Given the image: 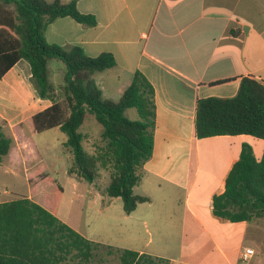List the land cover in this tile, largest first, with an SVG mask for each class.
<instances>
[{"label":"crops","instance_id":"0c3cea01","mask_svg":"<svg viewBox=\"0 0 264 264\" xmlns=\"http://www.w3.org/2000/svg\"><path fill=\"white\" fill-rule=\"evenodd\" d=\"M77 7L94 15L97 26L87 28L70 17L60 18L47 28V42L79 46L90 57L112 54L116 66L95 77L103 93L118 99L140 71L154 87L156 104L153 156L134 188V193L141 189L137 195L149 202L139 204L129 215L122 204L118 223L121 198L101 192L106 198L103 212L123 244L109 236L87 239L163 258L169 264H264L260 240L264 215L231 222L213 212V199L225 191L243 145L261 159L264 140L252 136L247 140L246 135L197 139L194 135L198 99L234 97L245 77L264 84V0H77ZM48 69L50 82L60 88L64 81L60 61L51 60ZM31 78L29 63L20 60L0 79V126L13 139L9 154L0 161V176L15 177L22 172L15 167L24 166L28 183L37 167L47 173L34 144L37 134L23 123L52 105L39 97ZM66 141L67 136L62 144L73 163ZM29 154L35 157L31 162ZM70 176L76 180L75 187L84 180ZM3 197L0 194V203L6 202ZM21 197L34 199L31 188ZM68 221L64 223L75 230ZM142 226L147 227L148 240L141 236ZM244 247L256 252L248 262L240 259Z\"/></svg>","mask_w":264,"mask_h":264},{"label":"trees","instance_id":"16d2710c","mask_svg":"<svg viewBox=\"0 0 264 264\" xmlns=\"http://www.w3.org/2000/svg\"><path fill=\"white\" fill-rule=\"evenodd\" d=\"M70 17L87 28L97 26L92 14L81 13L77 0H0V79L25 60L31 68V81L42 99L52 105L29 118L23 126L32 134L59 128L66 136L65 148L72 154L68 170L90 184L100 178L99 169L110 172L104 193L121 198L129 215L149 198L134 193L144 175V166L153 156L156 127L155 90L140 72L118 99L106 96L96 75L116 66L115 57L103 53L90 57L79 46L49 44L45 33L57 19ZM51 60L64 64V85L57 89L49 80ZM135 109L137 120L126 112ZM92 115L102 126L101 145L94 153L84 147L80 128ZM194 135L197 139L217 136H252L264 140V84L249 77L241 80L234 97L197 100ZM13 139L0 126V161L11 150ZM41 182H57L37 167ZM19 197L0 203V264H89L94 248L102 245L82 236L57 217L64 188L58 184L56 200L36 202ZM216 216L231 222L251 221L264 215V152L256 158L253 149L243 145L239 159L226 179L225 191L213 199ZM121 264H169L168 260L146 253L108 247Z\"/></svg>","mask_w":264,"mask_h":264},{"label":"rangeland","instance_id":"374dc122","mask_svg":"<svg viewBox=\"0 0 264 264\" xmlns=\"http://www.w3.org/2000/svg\"><path fill=\"white\" fill-rule=\"evenodd\" d=\"M60 65L63 69L60 76L63 78L65 74V66L62 62H60ZM62 84L64 85L63 80L61 81V85ZM126 115L131 120L138 119V114L135 109L128 110ZM102 130V126L96 121L94 116L88 115L86 117L85 123L80 128V131L84 134L85 139L83 144L87 152L92 154L96 151L97 147L101 145ZM33 138L36 148L44 158L43 164L45 165V172L50 174V176L57 181L56 183L41 182V180L34 175L31 177L29 176L34 185L36 202L41 204L42 201L47 200L54 203L56 200L55 190L57 185L60 184L64 188L57 212V217L61 219V221L70 222L68 220H71V223L75 225V230L85 238L95 239L99 236L103 238L109 236V240H113L112 242L119 244L122 243L117 235L118 232L113 227V221L108 218L107 214L104 213L102 209L106 198L102 196L101 192L105 191L107 183L110 180V172L108 170L99 169L100 178L95 183L97 189L94 185L85 180L75 187L76 180L67 174L68 168L72 162L71 160H68L62 144L63 140L66 139V135L60 130L52 129L34 135ZM245 139L248 140L251 138L247 137ZM27 149L30 150V147H27ZM255 150L258 152L257 144L255 145ZM24 156L27 160V151L24 152ZM34 158L35 157L32 154H29V162L34 160ZM15 168L16 171L22 172H18L15 177L9 175L2 178L0 176V194H4L5 196L2 200L11 201L19 198L30 189L26 171H24L25 167L17 166ZM29 168L32 169L33 166H30ZM34 171L35 169H33V172ZM6 189L7 191L5 194L3 191ZM141 191V189H135L136 194L141 193ZM122 204V200H118V205H120L121 209V214L117 219L118 223H121L122 221ZM148 228L151 229L150 227ZM146 229V226H142L141 228V236L144 240L150 238ZM260 240L263 241V243H261V253L264 254V233L261 234ZM93 255L94 256L90 259L89 264H121L119 255L117 253H110L109 248L105 245H100L94 248ZM66 263L77 264L78 260L68 258Z\"/></svg>","mask_w":264,"mask_h":264},{"label":"built area","instance_id":"2783aa9c","mask_svg":"<svg viewBox=\"0 0 264 264\" xmlns=\"http://www.w3.org/2000/svg\"><path fill=\"white\" fill-rule=\"evenodd\" d=\"M255 256V251L252 248L244 247L240 254V259L242 262H248Z\"/></svg>","mask_w":264,"mask_h":264}]
</instances>
